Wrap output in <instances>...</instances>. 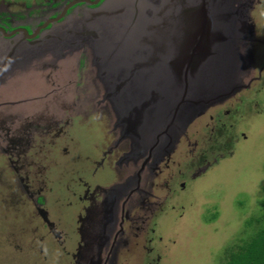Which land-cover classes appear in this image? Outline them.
<instances>
[{"label": "rangeland", "instance_id": "1", "mask_svg": "<svg viewBox=\"0 0 264 264\" xmlns=\"http://www.w3.org/2000/svg\"><path fill=\"white\" fill-rule=\"evenodd\" d=\"M77 1L0 0V264H221L264 187V8L248 11L243 31L231 0L208 18L189 12L196 0ZM71 2L64 18L15 50L20 35H4L31 32ZM204 19L207 34L195 37ZM193 48L192 99L209 103L185 106L204 111L154 171L169 169L156 177L152 164L144 167V193L126 203L113 243L122 171L153 145L178 94L157 59ZM213 142L221 147L209 155ZM155 185L152 205H140Z\"/></svg>", "mask_w": 264, "mask_h": 264}, {"label": "water", "instance_id": "2", "mask_svg": "<svg viewBox=\"0 0 264 264\" xmlns=\"http://www.w3.org/2000/svg\"><path fill=\"white\" fill-rule=\"evenodd\" d=\"M99 1L100 0H95L94 2H90V4L96 5L97 3H99ZM77 2L84 3L85 0H78ZM73 4H75V3L69 4L66 7L65 12ZM235 4H237V6H238V2L236 0H235ZM200 8H203L202 4L200 5L199 9ZM62 17H63V15H60L59 17L55 18V21H58ZM207 18H208V16H207ZM205 21H206L205 19L202 21L203 26H205V24H206ZM48 24H49V22L44 24L41 28H45ZM208 25L210 26L209 23L207 24V26ZM201 30H202V34H203V31H205V30L203 28H201ZM194 31L197 33V30H194ZM0 32L5 33L3 29L0 30ZM16 33H19L20 37L18 38L19 40L16 43L14 50L25 40L35 39L37 36V34H34V33L29 34L28 31L25 29L18 30L15 32H11L9 34H4V35L7 38H11ZM196 33H194V36L195 37H197V35L199 36V34L198 33L196 34ZM91 34L95 35V33H91ZM236 40H238V38L234 39V41H236ZM196 53H197L196 48H193L189 51L187 50L185 53L180 55V57L170 58V59L168 58L167 60L166 59L161 60L160 58L157 59V61L163 62L161 68L166 69V71H167L166 74H167L168 79L170 80L172 86L175 87L177 85L178 88L176 89L177 90L176 92H178V94L175 96V97H177V98H175L176 101L175 100L171 101L169 103V108L165 107L166 111H165L164 115L163 114L161 115V117L164 120V125H163V128L157 132L155 139H154V142H153V145L150 148L144 147L145 148L144 151H146V152L143 151L137 155V157H136L137 163H141L142 158H144L142 163H141V167L139 170H141L142 168L144 169V167L146 165H148V164L150 165L154 161L157 162V164L160 161H162L164 158V157H161L162 154L168 153L167 150H169L173 144V142H171L172 137L174 135H175V137L177 135H180V136L183 135L185 133L187 125L191 122V119L196 118L197 116H199L201 114L202 111H204L202 109H201L202 111L196 109L195 111L190 112L189 108H192V106L194 108H196V107L198 108L200 103H203L204 105H208V103H209V102H202L200 99H198V100L192 99L193 97H196V96H194V94H196L195 92L198 90V87H197L196 81H195V74L197 73V70L199 68L198 65L196 66V64L198 63L199 60L197 58ZM12 56H13V53L9 57L12 58ZM157 61L155 59H153L152 61H150L148 63L150 65H153V69H154L155 67H158ZM148 63H146V64H148ZM174 63L178 64V66L176 68L173 66ZM116 82L117 81H114V83H116ZM180 82H182V90L180 89V86L178 84ZM232 92L233 91H230L229 93H225V94H223V96L229 97L230 95L233 94ZM147 96H149V95H147ZM223 96H221V98ZM156 99H157V97H155L153 100H150V102L152 101L151 102L152 105L149 106V108H147L146 110H143L142 117H141V120H139V122H143V118L145 119L146 117L150 116L153 109H155L154 108L156 106L155 104H157V103H155ZM178 100H179V102H178ZM141 102H143V101H141ZM173 104H174V106L170 107ZM185 106H188L189 108H185ZM132 115H135V114H132ZM139 124H137V126H139ZM137 126L135 128H137ZM133 144L135 146H139V143L137 141L134 142ZM152 154L154 156L153 159L155 158L156 160H153L152 163L151 162L148 163V161L152 157ZM169 155H167V156H169ZM157 164H156V166H157ZM116 236H117V234L115 235V238H116ZM115 238H114L113 243H115ZM112 247H113V245H112ZM112 247H111V250H112ZM111 250H110V252H111ZM110 252H109V254H110Z\"/></svg>", "mask_w": 264, "mask_h": 264}, {"label": "flooded vegetation", "instance_id": "3", "mask_svg": "<svg viewBox=\"0 0 264 264\" xmlns=\"http://www.w3.org/2000/svg\"><path fill=\"white\" fill-rule=\"evenodd\" d=\"M101 1V0H100ZM99 1V2H100ZM198 1L200 2V4H198V6L199 5H203V8H200V9H197L196 10V7L195 8H191L190 10H189V12L190 11H192V14L193 15H199V13L201 14V15H205V16H209V15H217V14H219L221 11H222V7H221V5L222 4H220V2H221V0H196V3H198ZM237 2H238V6H237V4H235V0H231L230 2H228L232 7H235V6H237L238 8H239V11H241V14L242 15H238V13H237V18L238 19H240V20H243L242 22H241V25L238 27L239 29H241V28H243V31L245 30V22L247 21V20H249V19H246L245 20V18H248L249 17V15H248V11H250V10H256V7L257 6H259V7H262V8H264V4L262 5V2L260 1V0H255L254 2L251 0V1H249V0H236ZM70 2V1H69ZM224 2V1H223ZM72 3V2H71ZM71 3H69V4H71ZM84 3H87L86 1L84 2ZM254 3V6L252 5ZM69 4H65L63 7L61 6L60 7V9H59V12H58V15L60 16V15H63V17L62 18H64L65 16H66V14L69 12V10L71 9V7L73 6H71V7H69L68 8V10L65 12V9H66V7L69 5ZM87 4H90V2H88ZM197 6V7H198ZM229 6V5H228ZM58 16V17H59ZM61 18V19H62ZM61 19H59L58 21H60ZM46 20H47V18H46ZM252 20L250 19V22H251ZM45 22V21H44ZM44 22H41V23H39V24H36L35 25V27L33 28V30L30 32V31H28V33L29 34H37V36L43 31V29H45V28H48L49 27V25L50 24H52V23H54V22H57V21H55V19H52V18H50V19H48L45 23ZM49 22V24L45 27V28H41L44 24H46V23H48ZM44 23V24H43ZM205 26H203L202 28L205 30V31H203V34H202V30L200 31V30H198L197 29V33L199 34V36H204V35H206L207 33H206V28H207V22L205 21ZM251 23H253V22H251ZM201 25V24H200ZM254 26V25H253ZM3 27V26H2ZM4 28V27H3ZM3 28H0V30H2ZM208 28H209V25H208ZM12 29H14L13 30V32H15V31H18V30H22V29H24V28H21V27H13V28H11L10 30L8 29L7 31H11ZM4 32H5V30H4ZM201 32V33H200ZM193 33H196L195 31L193 32ZM196 33V34H197ZM7 34H9V33H7ZM15 35H19V33H16ZM14 36V35H13ZM37 36H36V38H37ZM197 37H198V35H197ZM201 37V38H202ZM249 39V38H248ZM200 45H203L202 43L200 44ZM199 45V46H200ZM198 46V47H199ZM197 47V48H198ZM197 48H196V50H197ZM225 113H226V115H228V110H225L224 111ZM56 126V125H55ZM9 129V125H8V127H7V130ZM218 132H219V130H218ZM224 135V133H223V130L221 129L220 130V133H219V135L220 136H223ZM219 135H217V136H219ZM180 137H182L181 138V140H180V142L182 141V139H183V137H185V135L183 136V135H181ZM174 138H175V135L172 137V140H171V142H173L174 141ZM186 138V137H185ZM218 140L219 139H217L216 141L218 142ZM177 144H179V143H177ZM176 144V145H177ZM221 146H219L218 145V143H211V145H210V149L209 150H207V153L209 154V155H212L214 152H216L217 151V149L218 148H220ZM110 155H111V153H110ZM132 157V156H131ZM153 154H152V157H151V159L148 161V163L149 162H151L152 163V161L153 160H156L155 158L153 159ZM199 157H203L202 159H201V161H203V159H204V157L206 158L207 157V154H206V152L204 153V156H203V153L199 156ZM143 159L144 158H142V161H143ZM131 160V159H130ZM135 161H137V159L135 160ZM142 161H141V163H142ZM215 162H216V160H215ZM168 163V162H167ZM202 163V162H201ZM200 163V165H202ZM137 164V165H136ZM156 164H157V162H153L152 163V167H151V170L153 171L154 170V168H156ZM139 165V163H131V162H126V166H125V168H124V170L122 171L123 173H122V176H121V179H120V181H122L123 183L122 184H124L125 185V188L123 187V189H124V195H125V199H124V203H123V205H122V211L120 212V218H121V220H120V223H119V230L117 231V236H116V238L119 236V234H122V231H123V228H122V224H123V222H124V208H125V205H126V203L129 201V199L134 195V193H137V192H139V193H144L142 190H140V186H141V173H142V171H143V168L141 169V170H139L138 169V166ZM150 166H151V164L149 165V168H150ZM169 165H166V167H168ZM166 167H164V168H166ZM164 168H159L158 170H156V171H154L155 173V175H156V177H159L161 174H163V170H164ZM138 169V170H137ZM168 169H169V167H168ZM199 169V168H198ZM198 169H197V171H198ZM179 173H183V172H181V171H178ZM200 172V171H199ZM183 176H185L184 174H182ZM187 175V174H186ZM171 176V175H170ZM196 176H198V174H196L193 178L195 179L196 178ZM156 177H155V180H156ZM175 177H176V179H175ZM193 178H191V179H193ZM177 180H178V176H174V175H172V177H171V181H169L168 179H167V181H165V183H166V185H164V187L168 190V191H170V190H172V188H174L176 185H177ZM170 182L172 183V184H170ZM178 185L181 187V188H183L184 186H185V180H182V181H180V182H178ZM156 185H155V189L154 190H152L151 192H148V193H145V196L144 197H140L142 200H141V202H140V205H145V202H147V203H149L148 201H149V198H152L153 196H156ZM129 191V192H128ZM128 192V193H127ZM150 204V203H149ZM140 205H138V207L140 206ZM150 205H152V204H150ZM134 216H129L128 217V219H129V221H130V224H131V221L134 219L133 218ZM154 218L153 217H151L150 218V220L149 221H152ZM152 232H153V229L151 230ZM151 232V233H152ZM115 234V235H116ZM116 238H115V241H116ZM156 264V263H155Z\"/></svg>", "mask_w": 264, "mask_h": 264}, {"label": "trees", "instance_id": "4", "mask_svg": "<svg viewBox=\"0 0 264 264\" xmlns=\"http://www.w3.org/2000/svg\"><path fill=\"white\" fill-rule=\"evenodd\" d=\"M221 264H264V187L257 209L244 220L241 234L222 251Z\"/></svg>", "mask_w": 264, "mask_h": 264}]
</instances>
